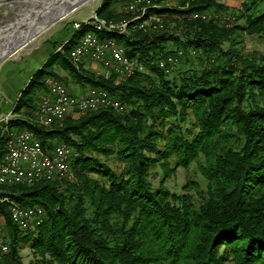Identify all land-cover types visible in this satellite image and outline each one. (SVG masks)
I'll return each mask as SVG.
<instances>
[{
    "label": "trees",
    "instance_id": "16d2710c",
    "mask_svg": "<svg viewBox=\"0 0 264 264\" xmlns=\"http://www.w3.org/2000/svg\"><path fill=\"white\" fill-rule=\"evenodd\" d=\"M127 1L103 0L97 15L129 18L130 12L116 9ZM175 1L174 8L157 9L168 12L158 31L101 33L147 71L137 69L116 83V75L77 67L71 52L94 29L91 20L60 50L54 46L22 89L13 116L0 127V161L10 136L30 130L48 152L58 144L71 147L73 177L0 184L9 245L0 264H25V245L35 255L29 264H264V50L245 52L243 40L245 33L264 37V0L243 2L231 25L222 19L232 10L228 3ZM206 10L219 17L193 18ZM180 49L185 56L197 51L201 60L177 81L158 62ZM56 66L77 84L107 89L125 110L106 107L39 124L47 79L67 83ZM193 162L205 188L196 180L182 192L164 185L176 167ZM156 164L165 176L157 187L150 180ZM13 203L43 207L42 222L20 228Z\"/></svg>",
    "mask_w": 264,
    "mask_h": 264
},
{
    "label": "rangeland",
    "instance_id": "374dc122",
    "mask_svg": "<svg viewBox=\"0 0 264 264\" xmlns=\"http://www.w3.org/2000/svg\"><path fill=\"white\" fill-rule=\"evenodd\" d=\"M76 1H80V3L76 7H74L72 10L68 11V13L65 14L63 18L56 21L54 24L49 26L44 31H41L39 35H37L27 45L21 48L16 54H14L11 58L3 62L2 63L3 65L1 64L2 66L0 65V83L14 70L19 71V70H25V69L26 70L32 69L31 71H35V69L39 65L42 66L44 64V61L47 60L50 54V50H52L54 46H57L58 50H60L61 44L66 42L71 37V35L73 34V30L76 29L75 24L77 22H80V21L82 22L83 20L94 21L96 18L99 20H105L103 18H100L97 15V10L101 6V3L103 0H56V1H52V0L11 1L9 0L7 1L6 5L2 7L4 9L1 8L0 10V29L4 26H8L9 24H13V25L7 28L5 31L3 30L1 32L0 44L13 42L16 37L20 38L24 33H26L27 30H29L30 27L33 25V23L37 21L46 20L49 17V14L54 15L57 12L62 11L70 3H73ZM130 1L131 0L127 1L125 4L118 3L116 5V9L118 11L130 12L133 16L135 12L132 10L130 11L128 9V4ZM220 1L223 3H228L231 6L232 10H230V13L228 14L229 16L236 15L237 12L235 10H239L240 8H242L243 2L245 1L248 2V0H220ZM55 3H57V5ZM176 6H177V3L175 0H165V1L154 0L152 2V5L148 6L146 10L147 16L145 15V16H142L141 18L144 21L146 20L145 28L140 27V26H136L135 28H141L149 32L154 31V30L158 31L159 29L164 27V20L166 18L165 16H167L168 14V12L160 13L158 12V10L162 8L169 10ZM149 7L151 9H149ZM194 14H193V18H195ZM125 19H129V18H124V19H120L117 21L116 20H105V21L118 22V21H122ZM196 19H202V18H196ZM202 20H205V19H202ZM245 20L246 18H242L239 20V23L244 24ZM234 21L235 19L228 20V25L229 24L231 25ZM171 27H173V25H171ZM130 28H133V27H130ZM103 32H108V31L104 30ZM243 40H244V45H245L244 47L245 52L246 51L250 52L253 50H257V51L264 50V37L263 36L250 35V34L245 33L243 35ZM3 48H1L0 50L2 51ZM188 53L189 54H187L186 56L184 54L182 58L178 60V63L173 68V71L169 73L170 79H177L178 81V78L181 76L182 73H184L186 69H190L191 67L198 68L200 66V63H199L201 60L199 57L200 54H198L197 51L195 53H192V52L190 53L188 51ZM94 63L96 65H90V66L84 65V67L91 68L93 69L94 72L96 71L95 68L97 65L99 68L102 67L101 64L96 63V62ZM83 64H85V62H83ZM76 66L78 67L80 65L77 64ZM99 68L97 70L102 71L103 68L102 69H99ZM141 70L147 71L146 69H141ZM56 71L66 77V79L69 82V83H66L67 84L66 86L70 90L72 87L75 88L77 85H79L72 79L71 74L67 70L59 66H56ZM30 73L32 72H29V77H30ZM96 73L98 74L97 71ZM125 77L126 76H124L123 78H117L115 82L120 83L123 81ZM46 83H48V79ZM86 87L87 85L85 86L81 85V90L84 92ZM5 96L9 97L8 94ZM7 104H8V100L6 99V105ZM0 106H3V102L1 101V99H0ZM120 111H122V109ZM12 116L13 115H10L9 117L11 118ZM0 118L1 119L6 118V116H1ZM10 118L7 117V119H5V121L2 122V124L7 122ZM38 122L41 125L43 124L39 120ZM44 125L46 126V124ZM109 160L110 161L108 163L114 166L115 168H121L123 166L122 163L118 162L116 159H109ZM172 165L174 166V163ZM71 177H73L72 174H70V176H67L68 179H70ZM164 177H165L164 172L161 166H159V164H156L155 166H153L151 170V175H150V180L153 186L155 187L159 186L162 183ZM189 180H196L200 183V185L203 188L206 187V180L203 178L201 171L198 167V164L196 162L191 163V165L188 167H184V166L176 167L175 171H173L171 175L169 176V178L166 179V181L164 182V185L169 187L172 191L182 192L183 185L187 183ZM191 192L194 193L195 192L194 189H191ZM13 205L14 203L11 205V209ZM1 218H3V221H0V239L6 242V240H8L6 226H5L6 220H5L4 215H2L0 219ZM37 223H40V222H35L33 224L35 225ZM33 224L29 228L34 227ZM22 256H23V260L25 264H29L32 260H34L35 255L30 245L24 246V248L22 249Z\"/></svg>",
    "mask_w": 264,
    "mask_h": 264
},
{
    "label": "built area",
    "instance_id": "2783aa9c",
    "mask_svg": "<svg viewBox=\"0 0 264 264\" xmlns=\"http://www.w3.org/2000/svg\"><path fill=\"white\" fill-rule=\"evenodd\" d=\"M153 1L131 0L129 2L128 9L135 12L129 19H135V27L145 28L146 20L141 18L144 16L145 7L151 6ZM194 17L211 19L219 17V15L216 12L206 10L196 12ZM222 19L228 25V20L235 19V17L227 15ZM80 22L75 24L76 27ZM93 23L102 26L100 21H93ZM110 27L113 30L124 31V20L121 21V24H112ZM191 52L195 53L196 51L191 50ZM74 54H76L78 64L85 60L99 62L102 66L101 69H103L98 71V74H102L106 78L113 75H116L117 78H123L127 71L144 69L141 62L128 61V56L122 45L92 35L87 36V41L74 50ZM175 54L159 60V67L168 73L173 71L185 52L180 49ZM47 86L48 91L41 95L36 115L38 119H47L48 125L57 120H63L68 115L79 116L89 110H97L101 107L114 108V104H122V110H125L121 100L102 87L87 86L84 92L75 94L65 83L53 77L48 78ZM5 119L7 117L0 118V127ZM72 154L73 150L65 149V144H58L52 152H48L43 148L39 139H32L28 131L16 132L13 140L9 142L7 157L0 164V178L20 179L29 182H31V175H41V179L49 180L65 178L66 175H70V167H67V156H72ZM11 210L13 220L22 229L35 222H42L45 215V209L41 206L24 208L14 204ZM0 246L5 248V252L8 251V247L2 244L1 239Z\"/></svg>",
    "mask_w": 264,
    "mask_h": 264
},
{
    "label": "bare ground",
    "instance_id": "6f19581e",
    "mask_svg": "<svg viewBox=\"0 0 264 264\" xmlns=\"http://www.w3.org/2000/svg\"><path fill=\"white\" fill-rule=\"evenodd\" d=\"M7 1H9V0H0V10H1V8L2 7H4L5 5H6V3H7ZM11 1H15V0H11ZM52 1H56V0H52ZM58 3V2H57ZM57 3H55L56 5H57ZM147 8L148 7H145V10H144V16L146 15V10H147ZM2 9H4V8H2ZM149 9H151L150 7H149ZM59 12H61V11H59ZM59 12H57L56 14H58ZM150 12H151V10H150ZM152 14V13H151ZM150 14V15H151ZM55 15V14H54ZM54 15H50L49 14V17L50 16H54ZM147 16V15H146ZM149 16V15H148ZM199 18H202V19H205V20H207V19H209L208 17H199ZM151 20V19H150ZM94 21H100V23H102V26H100V25H98V24H94V29H91L90 31H87L84 35H83V37L81 38V40H80V42H79V44L76 46V48H74L73 50H72V52H71V58L73 59V61H74V63L77 65L78 63L76 62V54H74V50H76L78 47H81L84 43H85V41H87V36L88 35H92V36H95V37H98V38H101L102 40H108L109 42H113V43H115V44H117V45H120L114 38H108V37H106V35H105V37H103V36H101L102 34V32L104 31V30H106V31H108V32H119V33H125V32H128L129 30H130V27H133V28H135V19H126V20H124V31H119V30H113V29H111V27L110 26H112V24H121V21H118V22H116V21H111V22H107V21H105V20H99V19H95ZM84 22H86V23H88L89 21H83V22H80V23H78V27H76V28H79L80 26H81V24L82 23H84ZM93 22V21H92ZM19 23V22H18ZM13 24H9L8 26H4V27H2L1 29H0V35H1V32L4 30H6L7 28H9L10 26H12ZM91 25V24H90ZM86 26V25H85ZM107 32V33H108ZM27 33V32H26ZM26 33H24L22 36H24V35H26ZM106 33V32H105ZM104 34V33H103ZM19 36V35H18ZM21 36V37H22ZM17 39H18V37H16ZM123 47V46H122ZM11 58V57H10ZM86 61V60H85ZM84 61V62H85ZM128 61L129 62H139L140 60H137V59H132V58H130L129 56H128ZM93 62H96V61H93ZM96 63H99V62H96ZM134 72H136V71H127L126 72V77H128V76H131L132 74H134ZM102 108V107H101ZM114 108H117V109H122V104H114ZM39 121L41 122V123H43V124H46V125H48V120L47 119H39ZM24 131H28L29 132V135H31V137H32V139H38L37 138V135L33 132V131H30V130H24ZM10 133V132H9ZM13 133V132H12ZM14 134L15 133H13L11 136H10V140H9V142L11 141V140H13V137H14ZM9 142H8V146H9ZM65 149H71V147H69L68 145H66L65 144ZM7 157V154H6V156H5V158ZM69 160H70V156H67V167H70V165H69ZM2 163V161H0V164ZM71 174V173H70ZM67 176H70V175H66V177ZM38 180H41V175H31V182H35V181H38ZM45 180H49V179H45ZM31 182H29V181H24V180H20V179H4V178H0V184H4V183H6V184H17V183H31ZM38 224V223H37ZM32 225V224H31ZM31 225H27V226H25V228H29ZM34 225V224H33ZM2 244L3 245H6L7 247H8V250H9V245H8V243H6V242H4V241H2ZM0 252L1 253H5V248H3L2 246H0ZM7 252V251H6Z\"/></svg>",
    "mask_w": 264,
    "mask_h": 264
},
{
    "label": "crops",
    "instance_id": "0c3cea01",
    "mask_svg": "<svg viewBox=\"0 0 264 264\" xmlns=\"http://www.w3.org/2000/svg\"><path fill=\"white\" fill-rule=\"evenodd\" d=\"M84 65L90 66V65H96V64L90 60H86ZM40 66L41 65H39L35 69V71L37 69H39ZM98 68L99 67L97 65L95 68V70L97 72H98V70H97ZM87 69L93 70L91 68H87ZM99 69H101V68H99ZM31 70H29V69L19 70V71L14 70L5 79H3L2 82L0 83L1 84L0 85V99L3 102V106H0V117L6 116V117L10 118L9 116L13 115V108L15 106V103H16L22 89L26 86V84L28 83L31 76L35 73V71H31ZM29 72H32V73H30V77H29ZM66 82L69 83L67 79H66ZM71 91L74 93H77V94L81 93V91H82L81 85L79 84L75 88L72 87ZM7 94L9 97L5 96ZM6 99L8 100L7 105H6ZM0 221H3V218H1Z\"/></svg>",
    "mask_w": 264,
    "mask_h": 264
},
{
    "label": "water",
    "instance_id": "95a60500",
    "mask_svg": "<svg viewBox=\"0 0 264 264\" xmlns=\"http://www.w3.org/2000/svg\"><path fill=\"white\" fill-rule=\"evenodd\" d=\"M79 3L80 1L70 3L58 14H55L54 16H50L46 20L37 21L33 23L30 29L27 30L26 35L18 39L15 38L13 42L0 44V49L4 47L2 51L0 50V65L6 60H8L10 57H12L14 54H16L25 45H27L32 39H34L37 35H39L41 31H44L49 26L54 24L56 21L63 18V16H65V14L68 13V11L72 10Z\"/></svg>",
    "mask_w": 264,
    "mask_h": 264
}]
</instances>
